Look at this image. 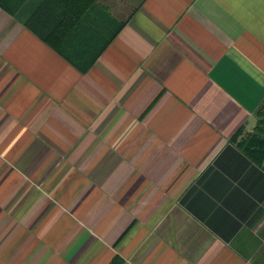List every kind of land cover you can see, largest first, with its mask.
I'll return each instance as SVG.
<instances>
[{"label": "crops", "instance_id": "0c3cea01", "mask_svg": "<svg viewBox=\"0 0 264 264\" xmlns=\"http://www.w3.org/2000/svg\"><path fill=\"white\" fill-rule=\"evenodd\" d=\"M43 1L0 5V264H264V0H94L54 45Z\"/></svg>", "mask_w": 264, "mask_h": 264}, {"label": "trees", "instance_id": "16d2710c", "mask_svg": "<svg viewBox=\"0 0 264 264\" xmlns=\"http://www.w3.org/2000/svg\"><path fill=\"white\" fill-rule=\"evenodd\" d=\"M25 0H0V5L14 13ZM94 0H44L27 20L26 24L39 37L54 45L49 38L61 40L81 17L82 13ZM39 20L42 25L35 23ZM38 25V27H36ZM262 120L264 110L259 111ZM255 134L243 140L241 146L257 161L264 159V121L260 122ZM262 135V136H261Z\"/></svg>", "mask_w": 264, "mask_h": 264}]
</instances>
